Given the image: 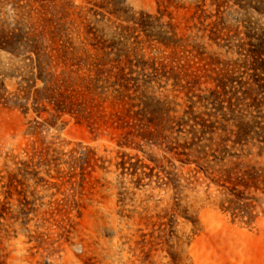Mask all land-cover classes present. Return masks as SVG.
I'll return each instance as SVG.
<instances>
[{
  "label": "rangeland",
  "instance_id": "1",
  "mask_svg": "<svg viewBox=\"0 0 264 264\" xmlns=\"http://www.w3.org/2000/svg\"><path fill=\"white\" fill-rule=\"evenodd\" d=\"M141 13L152 17L134 24ZM0 24L25 39L46 27L45 44L57 28L56 46L81 72L104 57L106 67L120 61L132 70L131 98H108L103 114L161 100L176 118L188 120L190 111L217 127L193 131L190 120L142 140L138 133L147 131L116 129L97 113L57 117L49 108L37 116L0 105V264H264V190L235 179L264 166L257 140L264 131L234 142V121L213 114L217 103L204 98L226 67L236 95L255 85L250 53L264 38L260 0H0ZM171 57L185 79L194 78L190 86L138 66L141 58ZM27 61L0 50V71ZM18 79L6 77L8 88ZM261 94L262 105L241 99L234 114L263 113Z\"/></svg>",
  "mask_w": 264,
  "mask_h": 264
},
{
  "label": "trees",
  "instance_id": "2",
  "mask_svg": "<svg viewBox=\"0 0 264 264\" xmlns=\"http://www.w3.org/2000/svg\"><path fill=\"white\" fill-rule=\"evenodd\" d=\"M260 2L264 8V0H260ZM158 12L161 13L159 8ZM144 17L151 18L152 15L141 13L140 17H132L131 20L134 24L142 25L146 20ZM154 17L158 18V15ZM45 29L46 27L42 26V30L32 34V38L28 39L27 37L25 39L21 29L0 24V50L8 52L15 57L23 55L29 59L21 66L10 68L12 71H0V75L5 77V79L6 77H19L13 89L8 88L5 79H0L1 106L17 108L24 113H28L32 109L37 116H40L42 112L50 113L49 108L53 109V115L57 117L67 113L91 119L93 114L97 113L103 118L106 116L104 122H109L116 129L147 131L146 133H138L142 140L150 139L148 137L149 131H172L176 125L181 128L184 124H189L186 122L190 120L192 123L189 125L193 131L195 128L200 131H214L217 128L214 121L190 111H185L184 114V116L188 117V120H184L183 117L176 118L169 114V111L173 110L169 107V104L161 100L156 101L155 107L146 101L143 103L142 109L132 113H130L131 109L127 108V113L124 115H121L117 110L103 114L100 112L99 106L108 98H112L111 101L113 103L114 101H123L125 98H131L129 90L132 89L135 83L131 84L133 77L128 75V73L132 72V70L126 72V66L120 65V61L117 62V66L106 67V63L102 62L105 57L101 58L99 62H93L92 67H89L87 71L81 72L80 67L74 69L72 66L79 63L69 62L67 51L61 50V48L56 46L57 28L51 31L53 37L51 36L50 44H45L43 41V39H46ZM120 29L122 32L134 31L136 26L120 25ZM165 44L169 45L170 43L165 41ZM250 55L252 57L250 68L253 70L251 76L255 81V85L245 89L242 97L236 95L235 86H233L234 90L228 89L234 85L237 79L231 71L227 70V67L218 72L216 76L211 77L214 87L209 88V95L204 97L217 103L216 113L213 114L218 112L223 120L228 121L231 119L234 121L236 126L234 142L236 143H239L242 137L250 130H254L258 135L261 133L260 131H264V112L250 113L248 120H243L241 115L234 114L235 107L241 99H251V101L245 102V105L256 108L262 105V101L260 103L257 100V95L261 92L264 98V75L257 73L258 70H264V38H260L257 46L252 47ZM79 59L78 61H86V58ZM127 60L131 61L128 57ZM138 62V66L142 70L150 68L151 73L154 74L163 71L168 72L183 87L190 86L189 84L194 80L192 77L185 79L183 75L186 72L182 73L176 70V68H180V65H173V62H175L174 57H171L168 62L158 61L154 58L148 60L141 58ZM150 75L152 74H148L146 79L143 80V85L148 86L151 79ZM181 80H185V83H182ZM225 101L227 102L226 105L223 104ZM157 109L158 111L162 110L163 116L161 115L160 118L155 115L158 114ZM228 113L234 117L226 118ZM260 136V138H255L260 142H264V134H260ZM221 139L223 140V138ZM83 161L87 162L88 160ZM226 173L230 174L229 171H226ZM235 179L243 186H253L256 189L261 188L264 190V166H252L249 169H245L241 171V174L236 175ZM221 208L223 210L227 209L223 205H221Z\"/></svg>",
  "mask_w": 264,
  "mask_h": 264
}]
</instances>
